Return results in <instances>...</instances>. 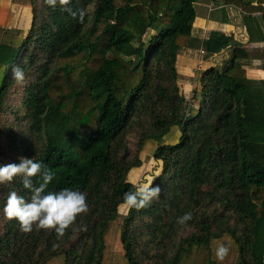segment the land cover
Masks as SVG:
<instances>
[{"label": "trees", "instance_id": "obj_1", "mask_svg": "<svg viewBox=\"0 0 264 264\" xmlns=\"http://www.w3.org/2000/svg\"><path fill=\"white\" fill-rule=\"evenodd\" d=\"M198 1L12 0L24 17L0 29V165L42 161L55 173L48 190L84 191L87 211L62 235L35 223L23 232L4 213L10 191L29 198L23 177L0 183V264H264V79L241 66H264V46L222 30L198 45ZM210 1L240 8L248 40H264V0ZM196 47L231 54L198 67L186 99L176 65ZM145 150L160 162L150 182L160 193L119 212Z\"/></svg>", "mask_w": 264, "mask_h": 264}, {"label": "clouds", "instance_id": "obj_2", "mask_svg": "<svg viewBox=\"0 0 264 264\" xmlns=\"http://www.w3.org/2000/svg\"><path fill=\"white\" fill-rule=\"evenodd\" d=\"M49 6L54 7L56 0H46ZM12 77L18 84L25 81V70L19 65L12 68ZM55 173L42 161L20 157L19 163L0 165V183L11 182L14 177L22 176V184L28 189L30 196L26 199L16 191H10L4 206V213L8 218H15L19 222L20 230L29 232L35 223L38 228L54 229L62 235L76 218L77 214L87 211L86 193L76 188H62L48 190L49 183ZM36 177V182H33ZM160 193L159 185L140 183L134 190L123 195V205L129 209L145 207ZM192 219V212L187 211L177 217L180 225ZM229 253V247L220 243L215 249V258L218 262L224 261Z\"/></svg>", "mask_w": 264, "mask_h": 264}, {"label": "crops", "instance_id": "obj_3", "mask_svg": "<svg viewBox=\"0 0 264 264\" xmlns=\"http://www.w3.org/2000/svg\"><path fill=\"white\" fill-rule=\"evenodd\" d=\"M240 11H241L240 8H236L232 6H227L225 8H222L218 14L217 21H212L209 18L202 20V19H197L196 17L193 23L192 36L196 39H199L197 42L199 45L200 41L203 38H206L211 31H214V30L221 31V29H224L222 30L223 33H225L226 35H231V34L235 35V38L238 41V43L242 45L263 47L264 40L259 41V42H256V41L250 42L248 40L247 27L243 24V21H241L242 19L240 17L241 16ZM235 13H236V17L234 16ZM223 14L226 16V22L220 21V18H222ZM262 27H263V33H264V23ZM230 31L232 32L229 33ZM224 50L225 49H223L222 51L218 53L224 52ZM182 51L185 52L187 55L181 54ZM182 51L179 53V59L176 65L177 75L179 73L187 71L189 73H192L190 78L193 79L194 72L198 67H201V66L208 67L211 65L221 67L227 63V60L222 65L220 63L213 62L212 57L217 56L218 53L212 54L205 58L204 55L200 54L199 47L198 48L196 47L195 49L194 48H184ZM241 66L245 69L246 77L251 78V79H256V80L264 79V66H262V63L260 60H257V59L243 60L241 62ZM178 81H180V78L178 79ZM179 84H180L179 87L182 90L184 96H186L187 92L189 91V88H185V86L182 85V83H179ZM189 87L192 90V86L190 85Z\"/></svg>", "mask_w": 264, "mask_h": 264}, {"label": "rangeland", "instance_id": "obj_4", "mask_svg": "<svg viewBox=\"0 0 264 264\" xmlns=\"http://www.w3.org/2000/svg\"><path fill=\"white\" fill-rule=\"evenodd\" d=\"M208 4H210V0H199L197 3H195L194 7H195L197 19L205 20L206 18L207 19L209 18L212 21H217L218 14L220 11L214 10L210 12L207 7ZM88 10H92V7H89ZM236 13L234 14L235 17H236ZM245 14L246 13L243 12V15ZM256 15H258V13ZM23 17H24V13L18 4L13 3L12 0H1L0 1V29L14 27L15 25L21 27L22 25L19 24V22L22 20ZM241 18H242L241 21H243V17ZM221 30H224V29H221ZM231 32L232 31H230L229 33ZM152 33H154L153 30L148 29L145 35L143 36V39L146 40L148 36ZM181 54L187 55L183 51ZM230 54H231V49L225 48L224 52L218 53L217 56L212 57L213 62L220 63L222 65L224 62H226ZM191 75L192 73H189L187 71L179 73L177 75L178 84L182 83V85H184L185 88H189V91L187 92L185 96L186 99L190 98L191 96V89L189 86L190 85L193 86V82H194V78L193 79L190 78ZM179 78H180V81H178ZM191 103L192 105L193 104L197 105V101L196 102L191 101ZM139 157L142 161V164L140 165V167L131 169L127 175V180L133 182L136 186H138L140 183L150 184L152 179L160 172V162L153 160L148 154L147 150H145L144 152H141L139 154ZM125 210H126V207L124 205H120L118 207L119 212H124Z\"/></svg>", "mask_w": 264, "mask_h": 264}, {"label": "built area", "instance_id": "obj_5", "mask_svg": "<svg viewBox=\"0 0 264 264\" xmlns=\"http://www.w3.org/2000/svg\"><path fill=\"white\" fill-rule=\"evenodd\" d=\"M207 7H208L209 11H211L213 8L216 7V5H215L212 1H210V4H208ZM252 14H253V15H256L257 12L252 13ZM245 15H246V14H245ZM201 52H202V51H201Z\"/></svg>", "mask_w": 264, "mask_h": 264}]
</instances>
